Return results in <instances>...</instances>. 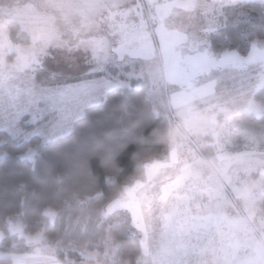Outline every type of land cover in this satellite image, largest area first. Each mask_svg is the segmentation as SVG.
Segmentation results:
<instances>
[{"label":"snow or ice","instance_id":"1","mask_svg":"<svg viewBox=\"0 0 264 264\" xmlns=\"http://www.w3.org/2000/svg\"><path fill=\"white\" fill-rule=\"evenodd\" d=\"M257 8L0 0V264H264V23L228 30ZM101 106L128 134L61 168Z\"/></svg>","mask_w":264,"mask_h":264},{"label":"trees","instance_id":"2","mask_svg":"<svg viewBox=\"0 0 264 264\" xmlns=\"http://www.w3.org/2000/svg\"><path fill=\"white\" fill-rule=\"evenodd\" d=\"M249 10H247V12L245 13V18L234 19V23L236 24L233 23V25H236V27H233L232 25V27H229L228 30L231 32H236L238 28L245 27L246 25L259 26L261 23H264V17H262V14L258 9L256 11ZM210 35L213 42L223 43L222 39H218V37L214 38L213 33H211ZM148 105L150 107V101H148ZM118 119L119 118L117 116L111 115L110 110L107 106H101L100 108L96 109L95 113L92 116L93 126H85L80 130V132H78L77 137H74L73 139H70L63 143L62 151L64 153H67L68 158L66 161L63 159L60 160V167L63 168L65 166V163H67L68 169L71 170V165L81 155L87 153L89 150H94L105 146L103 144L91 143L89 141V137H96L101 141L107 139L111 143H116L122 137L126 136L128 134L129 126L121 125L118 122ZM129 119L134 118H130L127 115L124 116L125 121H128ZM156 123L159 124L160 120L158 119ZM0 136H7V134L0 132ZM9 144L15 146V148H19L23 146V141L12 140L11 138H9ZM3 148L4 145L0 144V149ZM49 155H51V153H49ZM94 159L96 158L94 157ZM19 167L20 164L16 160L15 155H13V157L7 162L0 160V173L14 172L18 170ZM93 170H95V167L93 168ZM39 177V172L30 174V178L38 179ZM27 191L30 193L31 189L29 188Z\"/></svg>","mask_w":264,"mask_h":264},{"label":"rangeland","instance_id":"3","mask_svg":"<svg viewBox=\"0 0 264 264\" xmlns=\"http://www.w3.org/2000/svg\"><path fill=\"white\" fill-rule=\"evenodd\" d=\"M258 9V8H257ZM257 9H250L249 11H256ZM246 17V14H239V15H236V16H233L230 20H229V22H228V29H229V27H232V25H233V23H234V19H238V18H245ZM234 24H236V23H234ZM213 33V36H214V38H217L218 37V39H222V37H221V35L219 34V31L217 30V31H213L212 32ZM223 40V39H222ZM0 132H3L2 130H0ZM4 133V132H3Z\"/></svg>","mask_w":264,"mask_h":264}]
</instances>
